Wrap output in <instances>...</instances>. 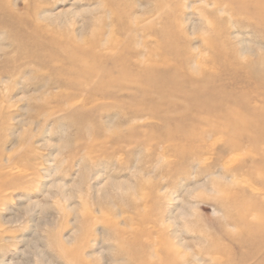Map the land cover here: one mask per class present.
Instances as JSON below:
<instances>
[{
	"label": "rangeland",
	"instance_id": "1",
	"mask_svg": "<svg viewBox=\"0 0 264 264\" xmlns=\"http://www.w3.org/2000/svg\"><path fill=\"white\" fill-rule=\"evenodd\" d=\"M234 13L211 0H0V264L262 262L250 259L234 207L217 188L244 187L248 198L255 187L222 177L210 149L220 139L204 130V142L178 143L199 151L185 159L164 140L166 120L174 137L192 114L187 100L175 97L176 108L156 117L135 113L144 107L133 103L134 88L114 103L89 94L94 79L77 73L90 64L93 44H114L118 54L93 51L133 61L170 43L172 51L154 57L170 63L160 71L177 65L193 76L190 94L212 75L227 107L239 100L258 107L264 96L245 94L264 79V30ZM208 21L219 32L212 45L224 48L234 74L222 59L209 63ZM218 245L229 252L215 253Z\"/></svg>",
	"mask_w": 264,
	"mask_h": 264
},
{
	"label": "bare ground",
	"instance_id": "2",
	"mask_svg": "<svg viewBox=\"0 0 264 264\" xmlns=\"http://www.w3.org/2000/svg\"><path fill=\"white\" fill-rule=\"evenodd\" d=\"M211 1L217 8L227 7L230 12H235L236 15H248L264 30V0ZM208 23L210 26L213 25L210 21ZM211 27L212 36L204 39V45L208 46L215 56H212L210 61L208 58L206 63L209 61L215 68L218 66L216 60L222 59L221 64H228L226 70L234 74L236 70H234L230 57L225 53L224 48H217L218 46L212 45L214 43L212 38L218 37L219 32L214 30L213 26ZM158 44L155 47L156 51L147 55L145 60L135 59L133 61H130L129 58H106L105 53L93 51L115 50L118 54V49L114 44L110 43L104 47L100 44H93L86 49L88 52L86 56L92 57L90 64H85L79 60V63H82L81 69H77V73L82 74L90 82L94 79L92 84H86L89 94L105 99L110 98L114 103L118 102L120 96L129 94L125 90L134 88L137 91V97L132 99L133 103H136V107H144L135 113L147 110L151 116L156 117L161 109L176 108L175 97L187 100L186 111L192 114L188 117H181V122L174 128L176 134L174 137L169 133L171 128L168 125L169 121L166 120L165 125L163 124L165 127L164 140L176 143L175 157L185 159L193 152L198 153L199 151L192 147L185 148L178 143H202L205 141V137L202 136L204 130L209 133L208 136L220 139L219 142H213L210 149L215 156L212 162L222 167V177L225 179L231 175L232 182L236 187L241 186L246 180H250L251 183L255 184V187L251 186L248 198L243 196L247 193L244 187L234 190L228 187L229 185H220L217 188L223 193V201L234 207L235 220L237 225L241 226V233L244 234L242 239L251 247L250 259L256 260L260 255L264 257L262 255L264 253V100L258 107H249L244 100L235 103L240 107H227L229 97L223 95L221 87L211 83L212 75L201 80L202 85L199 87L196 85L192 88V93L195 94H190L186 90V84H189L190 77H193L189 72H182V69L177 65L172 68L175 70L173 72L160 71V68L168 67L170 63L166 60V56L163 57L162 62H159L156 60L158 57L155 58L154 55L168 53L173 48L170 43L169 46ZM108 62L111 63V68L103 65ZM199 66L200 63L197 67ZM180 72L183 73L181 77H179ZM245 75L247 83L251 84L253 77ZM256 82H258L259 87L252 88L245 96L253 94L264 96V79H258ZM77 86L80 87L81 85H77L75 82L73 88L77 90ZM60 95H55L53 101H57ZM145 100H148L149 104H145ZM161 103L166 106L160 107ZM188 120L197 122L198 125H202V128L186 124ZM193 132L197 136H193ZM243 148L246 151L242 156L243 160L239 161L241 155L239 156L238 152ZM226 157L228 158L224 160ZM221 246H216L215 253L229 252ZM214 262L221 263L217 258H214ZM257 264H264V259Z\"/></svg>",
	"mask_w": 264,
	"mask_h": 264
}]
</instances>
